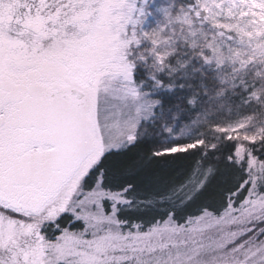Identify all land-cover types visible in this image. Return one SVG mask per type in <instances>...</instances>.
I'll return each mask as SVG.
<instances>
[{"label": "snow or ice", "instance_id": "1", "mask_svg": "<svg viewBox=\"0 0 264 264\" xmlns=\"http://www.w3.org/2000/svg\"><path fill=\"white\" fill-rule=\"evenodd\" d=\"M257 42L264 0H0V264H264Z\"/></svg>", "mask_w": 264, "mask_h": 264}, {"label": "trees", "instance_id": "2", "mask_svg": "<svg viewBox=\"0 0 264 264\" xmlns=\"http://www.w3.org/2000/svg\"><path fill=\"white\" fill-rule=\"evenodd\" d=\"M153 17L152 19H154ZM251 59V56L248 57ZM153 190V185L151 183L145 182L144 186L142 187L141 191L138 194L147 195L150 191Z\"/></svg>", "mask_w": 264, "mask_h": 264}, {"label": "rangeland", "instance_id": "3", "mask_svg": "<svg viewBox=\"0 0 264 264\" xmlns=\"http://www.w3.org/2000/svg\"><path fill=\"white\" fill-rule=\"evenodd\" d=\"M154 19H155V18H154ZM260 43H264V42H257V44L254 45V46H259Z\"/></svg>", "mask_w": 264, "mask_h": 264}]
</instances>
